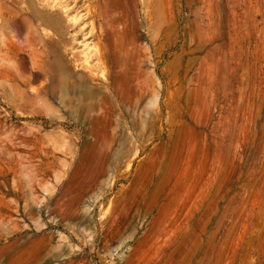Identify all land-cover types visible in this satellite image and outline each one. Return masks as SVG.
Listing matches in <instances>:
<instances>
[{
    "label": "rangeland",
    "instance_id": "rangeland-1",
    "mask_svg": "<svg viewBox=\"0 0 264 264\" xmlns=\"http://www.w3.org/2000/svg\"><path fill=\"white\" fill-rule=\"evenodd\" d=\"M33 6L94 98L52 96L36 41L26 85L29 32L54 34ZM0 10V264H264V0Z\"/></svg>",
    "mask_w": 264,
    "mask_h": 264
},
{
    "label": "bare ground",
    "instance_id": "bare-ground-1",
    "mask_svg": "<svg viewBox=\"0 0 264 264\" xmlns=\"http://www.w3.org/2000/svg\"><path fill=\"white\" fill-rule=\"evenodd\" d=\"M69 4V2H68ZM65 10V9H63ZM72 10V9H70ZM69 10V11H70ZM1 11V10H0ZM62 12V11H61ZM2 12H0L1 15ZM66 13V12H64ZM28 15L30 17H32L35 21L39 22L38 25H45V26H49L50 28L52 27V29L54 30V34L52 36H47L44 37L43 34L40 35L39 30H36L33 27V32L34 35L35 33L38 34V37L35 38V36L33 37L32 33L29 32V35L27 37L26 43L27 44L26 48L29 49V51L27 53L23 51V59H24V63L27 66V71H26V85H29L30 87H32V83H34V81L36 80L37 76H38V72L36 70V72H34L33 70L35 69V67H37V69H41L43 66L39 65V64H43L44 63V59H41V61L37 60V56H36V50L34 49V42H37L38 46H41L40 49H38V51H42V48L46 49L49 54V60H48V68L51 71L52 75L49 76H53L52 79V85L49 87V91L52 93V96H55L57 91H60L59 94V98H62L61 100H63L64 103H66L67 98H73L74 95H77L78 93L81 92V96H83V98H94L96 96V90H95V84H93V82H95V77L92 76V72L91 71L89 75H87L88 77H84V83L81 85L75 84L74 82L71 81L72 79V74L71 72H69L67 66H65V64L63 63V59L62 56L59 52V47L60 46H66V38H65V33H67V31L65 32L64 29L66 27H64L63 24V20L60 19V17H56L51 15H45L42 12L38 11L34 6L32 7V10L30 11V13H28ZM60 15V14H59ZM58 15V16H59ZM64 15V14H63ZM4 18V16H2ZM1 18V17H0ZM7 22L9 25L12 26H16L17 25V21H15L14 17H8L7 18ZM4 20L6 21V18H4ZM76 20V19H75ZM81 20V19H80ZM80 20L78 19L77 22ZM1 21V19H0ZM4 21V22H5ZM62 21V22H61ZM66 22V21H65ZM76 23V21H74ZM78 22V24H79ZM74 23V24H75ZM5 24V25H6ZM1 25V24H0ZM70 25V24H69ZM77 25V24H75ZM74 25V26H75ZM32 27V25H30ZM73 26V27H74ZM2 27V25H1ZM0 27V28H1ZM36 27V26H35ZM68 28V27H67ZM78 28V27H77ZM85 28V27H84ZM70 29V27H69ZM73 30V29H72ZM71 30V31H72ZM76 30V29H75ZM74 30V31H75ZM80 30V29H79ZM83 31V30H82ZM70 33V32H69ZM74 34V33H73ZM101 34V33H100ZM88 35V34H87ZM82 37V36H81ZM94 37V36H93ZM72 38V37H70ZM80 38V37H79ZM96 38V37H95ZM73 39V38H72ZM87 39V38H86ZM74 42V41H73ZM69 43V42H68ZM72 43V42H71ZM72 45V44H71ZM75 45V44H74ZM68 46V45H67ZM106 49V47H105ZM66 50V49H65ZM17 51V50H16ZM44 51V50H43ZM104 51V50H103ZM109 51V50H108ZM105 53V52H104ZM109 53V52H108ZM21 55V54H20ZM112 55V54H110ZM105 58V57H104ZM103 58V59H104ZM22 59V60H23ZM110 59V58H109ZM47 62V61H46ZM87 63V61H85ZM94 62V61H93ZM100 62V61H99ZM67 63V61H66ZM104 63V62H103ZM88 64V63H87ZM30 65L32 68H30ZM96 66V65H93ZM92 66V67H93ZM89 67L91 68V66L89 65ZM97 67V66H96ZM45 68V67H44ZM47 68V70H48ZM88 68V67H87ZM100 68V67H99ZM94 69V68H93ZM88 72V71H87ZM47 73V72H45ZM88 74V73H87ZM96 73H94L95 75ZM84 76V75H83ZM98 78V77H96ZM100 78V77H99ZM104 78V77H102ZM41 79V78H40ZM38 80V78H37ZM94 80V81H93ZM108 82V81H107ZM96 83V82H95ZM99 83V82H98ZM101 83V82H100ZM105 83V82H104ZM31 84V85H30ZM94 86V87H93ZM30 89V92L25 91V97L28 98H33V97H40L43 93V88H39V89ZM105 87V86H104ZM97 88V87H96ZM103 88V87H102ZM28 89V90H29ZM99 89V88H98ZM107 90V89H106ZM105 91V90H104ZM47 94V93H46ZM99 94V93H98ZM44 95V94H43ZM51 97V96H50ZM78 98V96H75ZM74 97V98H75ZM80 97V96H79ZM82 98V97H81ZM86 100V99H85ZM64 105V104H63ZM94 105V104H93ZM88 106V105H87ZM93 108V107H92ZM94 109V108H93ZM92 109V110H93ZM95 110V109H94ZM91 111V110H89ZM101 121V120H100ZM94 123V122H93ZM94 126V125H93Z\"/></svg>",
    "mask_w": 264,
    "mask_h": 264
}]
</instances>
